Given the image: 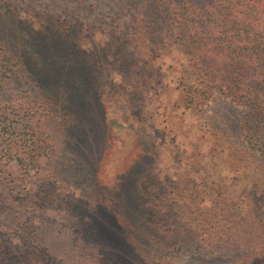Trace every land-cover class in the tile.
<instances>
[{
	"label": "rangeland",
	"instance_id": "374dc122",
	"mask_svg": "<svg viewBox=\"0 0 264 264\" xmlns=\"http://www.w3.org/2000/svg\"><path fill=\"white\" fill-rule=\"evenodd\" d=\"M162 2L0 0V48L25 68L0 102L39 145L0 177V264H264V152L230 97L185 106L184 53L150 51ZM61 25L41 69L33 35Z\"/></svg>",
	"mask_w": 264,
	"mask_h": 264
},
{
	"label": "trees",
	"instance_id": "16d2710c",
	"mask_svg": "<svg viewBox=\"0 0 264 264\" xmlns=\"http://www.w3.org/2000/svg\"><path fill=\"white\" fill-rule=\"evenodd\" d=\"M162 1L159 12L164 20L157 23L150 51L157 57L171 45L184 53L185 77L179 83L185 106L200 111L216 91L230 97L247 111L242 128L248 141L264 152V0ZM64 29L61 25L60 29L33 35L28 52H35L41 69H55V59L63 57L58 31L63 33ZM12 60L14 56L0 48V93L6 81H17L24 73L25 68ZM67 62L70 67L76 65L70 58ZM128 63V55H122L117 65L124 69ZM49 98L53 103L62 101L52 93ZM23 111L27 117L29 112ZM27 120L29 117L26 123H14L10 110L0 102V177L10 160L28 163L39 156L36 139L27 133L34 125ZM176 240L183 242L182 237ZM34 246L43 261L53 262L45 247L39 242ZM3 262L9 264V260Z\"/></svg>",
	"mask_w": 264,
	"mask_h": 264
}]
</instances>
